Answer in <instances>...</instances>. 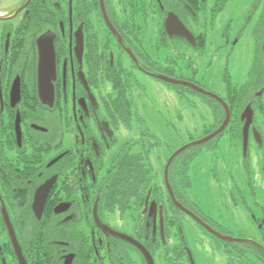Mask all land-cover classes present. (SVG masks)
I'll use <instances>...</instances> for the list:
<instances>
[{"label": "flooded vegetation", "instance_id": "1", "mask_svg": "<svg viewBox=\"0 0 264 264\" xmlns=\"http://www.w3.org/2000/svg\"><path fill=\"white\" fill-rule=\"evenodd\" d=\"M229 1L0 0V264H264V0L238 82L208 41ZM216 61L218 90L199 79ZM151 81L198 96L204 134L159 135ZM190 83L230 111L201 143L227 111Z\"/></svg>", "mask_w": 264, "mask_h": 264}, {"label": "rangeland", "instance_id": "2", "mask_svg": "<svg viewBox=\"0 0 264 264\" xmlns=\"http://www.w3.org/2000/svg\"><path fill=\"white\" fill-rule=\"evenodd\" d=\"M250 4V0H230L226 9H224V13L220 14L217 27H215L208 34V41L211 43L210 48L215 50L218 49V53L216 58L218 59L221 54L225 58L227 56L228 65H230L229 72L232 73L234 82H238L241 79H245L248 75V70L250 64H248V58L250 57L252 51L255 48V40L252 37L253 33L251 31V27L254 24L253 22L249 23L244 30V25L246 24V17L248 15L246 5ZM229 26V27H228ZM230 29L229 35L231 38L237 37L241 35V40L237 45V48L234 50L233 54L229 56L227 50L225 51L224 46L226 45V39H224V32L226 29ZM226 47V46H225ZM229 48V47H226ZM228 54V55H227ZM227 58L224 60L226 62ZM225 62L218 63L217 61L212 65L210 72L204 73L203 77H200L202 81H208L209 79L213 80L212 85H208L210 88L218 90L224 86L223 82V74H225ZM226 64V63H225ZM200 68L204 71L205 65H200ZM200 76V75H199ZM208 83V82H207ZM217 83V84H216ZM205 84V83H204ZM164 86L152 82L149 86V92L151 93L150 99L145 97L139 98L141 111H143L146 115V120L152 124L158 125L157 133L161 135L163 138L169 140L170 144L174 143L176 139L182 135V137H188L189 134L193 136H198L199 133L204 134L202 128V122L210 121V112L206 105L200 102V98L198 96H191L194 100H196V104L190 103L189 100L185 101L182 99L184 97H179L176 93L171 92L164 89ZM159 90L162 91L160 95H157ZM219 92V91H218ZM162 96L165 97L164 105L161 104L163 99H160ZM192 99V100H193ZM153 107H160L158 110L152 109ZM151 109L155 114L151 113ZM183 114L184 120H180L179 113ZM157 113V115H156ZM207 118V120H206ZM170 120L171 123L168 125L167 121ZM204 120V121H203ZM225 138V137H224ZM156 160L158 159L155 156ZM200 169V171H199ZM198 175L203 170V167L200 165L197 166ZM202 173V172H201ZM258 184H262L261 179H257ZM201 186V181L198 182V187ZM200 188L197 189L199 193ZM253 223L248 222L243 227L246 231L252 232L253 234ZM220 257V255L217 253ZM222 259V257H220ZM223 264H227L225 259L221 260ZM249 264H261L254 256L251 255V259Z\"/></svg>", "mask_w": 264, "mask_h": 264}, {"label": "water", "instance_id": "3", "mask_svg": "<svg viewBox=\"0 0 264 264\" xmlns=\"http://www.w3.org/2000/svg\"><path fill=\"white\" fill-rule=\"evenodd\" d=\"M167 25H169V26L170 25L183 26L182 23L178 20V18L176 16H173V15H171L169 17V19L167 20ZM172 81H175V80H172ZM190 85L195 87L197 90H199V91H201V92H203L205 94H208V95H210L212 97H215L218 100H220L225 105L226 111H227L226 119L224 120L222 125L217 130L213 131L212 133H210L207 136H205L202 139H200L198 142L201 143V142H205V141L213 138L214 136L218 135L219 133H221L225 129L227 123L229 122L230 111H229V108H228L226 102L221 97H219L217 94L212 93L210 91H207V90H205V89H203V88H201V87H199V86H197L195 84L190 83ZM245 113H248V116H249V119H248V121H247V123L245 125V128H244V136L247 139L248 127H249V123H250V119H251L252 115H251V111H247ZM49 187H50V184H47L45 190L43 191L45 195L47 194V191H48Z\"/></svg>", "mask_w": 264, "mask_h": 264}]
</instances>
